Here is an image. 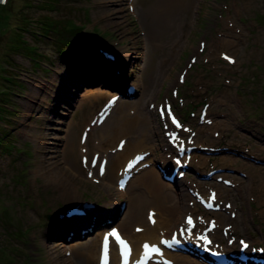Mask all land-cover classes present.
<instances>
[{
    "label": "rangeland",
    "instance_id": "obj_1",
    "mask_svg": "<svg viewBox=\"0 0 264 264\" xmlns=\"http://www.w3.org/2000/svg\"><path fill=\"white\" fill-rule=\"evenodd\" d=\"M156 1L8 0L0 5V91L8 89L10 98V110L0 111V125L10 131L8 139H13L15 147L11 154L0 152V248L4 252L0 251V264H83L76 263L78 254H69L79 249L77 245L98 241L107 222L91 230L89 218L71 219V224L78 226L66 228L64 236L70 238L74 231H82L84 236L72 238L70 244L55 242L50 230L56 214L78 199L92 198L97 206L94 212L117 205L113 220L128 221L126 215L139 189L132 186L122 196L114 185L92 181L79 161L81 144L75 151L65 148L72 138L78 142L93 110L107 96L120 90L125 93L130 84L137 87L135 96L123 98L104 125L91 130L89 151L104 147L111 153L121 136L128 144L134 133L119 132L102 146L96 143V136L106 131L111 119L129 111L134 117L140 109L138 116L144 113L156 127L154 137L137 151L148 150L151 162L148 147L154 146L152 158L169 163L168 169L174 164L171 148L150 103L178 88L180 97L173 96L175 105L197 131L194 163L189 164L190 177L180 178L178 186L165 181L164 174L149 173L155 185L163 192L184 186L186 204L194 207L187 190V185L193 184L190 179L201 184L194 171L201 175L216 164L227 169L235 166L246 175L234 172L236 186L219 183L220 198L232 205L213 214L221 224L231 221L234 230L254 243L263 242L264 163L255 161L264 159V0H192L183 12L174 9L176 14L163 26H151L149 13L152 7L158 10ZM200 40L206 41L202 52ZM104 48L114 54V62L105 59ZM221 51L235 55L236 62H225ZM87 54L97 56L100 62H89L80 69L81 58ZM192 54L197 61L187 71V79L180 81L177 75L188 66ZM155 69L163 72L158 78ZM95 90L103 96L92 104ZM204 102L209 103L208 115L215 125L200 123L197 114H191ZM120 164L115 171L110 167V172L115 174ZM50 165H55L53 172L47 171ZM67 173L78 186L76 191L57 187ZM122 202L125 207L120 210ZM231 208L237 213L234 218L229 214ZM195 212L201 210L197 207ZM93 261L87 264H95Z\"/></svg>",
    "mask_w": 264,
    "mask_h": 264
},
{
    "label": "bare ground",
    "instance_id": "obj_2",
    "mask_svg": "<svg viewBox=\"0 0 264 264\" xmlns=\"http://www.w3.org/2000/svg\"><path fill=\"white\" fill-rule=\"evenodd\" d=\"M188 1H192V0H157L156 3L158 4L156 5H158V10L155 11L154 7L150 8V13H149L150 25L153 26L154 24H157L159 26H163L165 23H167L168 19L172 18L173 13L176 14V11L174 9L179 10L180 12H183L187 8L186 4ZM115 44H118V43H115ZM84 56H82L81 58L80 69L83 66H88L89 62H92L94 64H96L97 61L100 62L97 56L96 57L93 55L89 56V54L84 55ZM90 58H93V60H91ZM153 72H155V78L160 77L163 73L162 71L160 70L157 71L156 69ZM116 93L118 92L116 91ZM102 96L103 94L101 95V91L95 90L92 93V97H91V99H93L92 104L99 102ZM133 96H135V93L132 95V97ZM91 99H89V101ZM121 101H122V98L119 99L118 104L116 106H118L121 103ZM142 104H143V101L139 103V108L141 107ZM134 106L137 107L136 102L134 103ZM114 110H116V107ZM139 111L140 109L137 110V112L134 114V117L131 115L132 111H129L128 113L126 112V114L118 117L117 119H111L110 125H108L107 128L105 127L106 131H104L103 134H98V137L101 139V142H102L101 146H102L103 143H107L108 141H110L115 136V134L119 132L134 133L131 136V141L128 144L126 143L122 151H117L115 153L108 155L109 157L108 169L100 181H102L103 184H106L107 187L114 185L118 193H120V195L122 196L127 195V193H129L132 186L135 189L136 188L139 189L138 195H136L135 198L133 199L135 204L131 206V209L128 211L126 215L128 221H126L125 224L123 222L119 223L121 224V228L124 231V233L132 239L134 246H135V251H138V252L142 248V245H141L142 241L156 240L159 237L161 231L172 230V228H174L176 224L181 220V217H183L186 211L193 210L191 207L187 206L186 204V197L188 193L184 192V190L178 189V187L177 188L175 187V189L170 188L169 189L170 191L168 192H163L159 186L155 185L154 176L149 174V173L151 174L153 173L154 175L156 174L159 175L160 172L155 167H149L147 168L148 170L139 171L138 174L134 176V180L132 183L130 184L128 183L124 190H118V187H117V179H118L117 169L118 168L116 169L115 174L111 173L115 171L114 168L116 164H120L124 162L125 159L129 155L137 151V148L140 145H145L148 142V140L154 137L153 129H155L156 123L153 121L152 122L149 121V119L147 120V118L144 117L145 116L144 113L138 116ZM95 112L96 111L93 110V114ZM212 124L215 125V120L213 121ZM89 132H88L89 136H87V139L85 140L84 144L81 146V154H82L83 147H86V149H88V146H90L91 132L90 133ZM79 137H80V133L78 136V142H75L77 138L75 139L72 138L68 140L65 149L69 148L70 150L75 151V148H76L77 150L78 143L80 142ZM102 149L103 151L108 152L107 149H104V147H102ZM148 149H152L155 151L154 146L148 147ZM257 162L258 161H256V163ZM56 165H59V164H56ZM50 166L51 167L48 168L47 171L50 172L51 170L53 172L54 170L53 167L55 165L54 166L50 165ZM110 167L113 169V171L111 172H110ZM80 170H82V172L84 171L82 168ZM53 179L54 181H56L57 177L54 178L53 176L52 180ZM57 187H60L61 189L65 188V189H70L71 191H74V190L76 191L78 186L76 185L74 179L70 178L69 174L67 173L66 178L65 176L60 177L59 183H57ZM148 189L149 190L151 189L150 194L145 195V191ZM78 200H81V199H78ZM113 208L115 210L118 208V206L114 205ZM146 208L147 209L155 208L157 210V220L153 225L148 223L147 218L144 219V210ZM108 209L112 210L111 207ZM232 210L233 208L231 209L230 214L232 213ZM147 211L148 210H146V214L148 213ZM63 218L64 220H59L58 223L56 222L54 223L53 226H55V230L52 231L53 226L52 228H50L51 233L55 239V242L59 243L61 240L62 244L64 243L70 244L69 242L71 241L72 238H75V237L82 238L84 236L81 234L80 231H74L70 238L64 236V233L66 232V228H68V230L69 228L72 229L73 227L76 226V224L75 225H73V223L71 224L70 222L71 219H68L66 217H63ZM135 224L142 225L143 226L142 230L135 232L133 229ZM56 229H57V232H56ZM98 243H99V248L97 252L96 250L98 247ZM91 245H94L93 250L91 248ZM83 246L82 244L77 245V248L79 249H76V251L74 250L71 251L69 255H72L74 253L79 255V259H77L76 263L87 264L93 260L97 263L99 260V249H100L99 240L90 242L88 245L83 244ZM171 256L175 260L174 264H203L202 262H200L198 258H196L195 256L191 254H187L183 252H174V253H171ZM208 258L211 261L213 260V257L210 255ZM113 260L114 261L118 260L116 255H114Z\"/></svg>",
    "mask_w": 264,
    "mask_h": 264
},
{
    "label": "trees",
    "instance_id": "obj_3",
    "mask_svg": "<svg viewBox=\"0 0 264 264\" xmlns=\"http://www.w3.org/2000/svg\"><path fill=\"white\" fill-rule=\"evenodd\" d=\"M74 41V40H73ZM72 44V43H70ZM69 44V45H70ZM75 78V77H74ZM9 79V78H7ZM78 79V78H77ZM10 82L13 81L12 79H9ZM8 80V81H9ZM14 82V81H13ZM16 84H20L18 82H15ZM9 86V85H8ZM9 90L4 89L3 91H0V111H8L10 110L8 108V103H9ZM1 115H0V121H1ZM3 122V121H2ZM10 137V131L7 128H4L2 125H0V152H2L3 154H11L14 147V141L12 139V141H10L8 138ZM1 253H4L1 248H0ZM5 255V254H3Z\"/></svg>",
    "mask_w": 264,
    "mask_h": 264
},
{
    "label": "snow or ice",
    "instance_id": "obj_4",
    "mask_svg": "<svg viewBox=\"0 0 264 264\" xmlns=\"http://www.w3.org/2000/svg\"><path fill=\"white\" fill-rule=\"evenodd\" d=\"M93 163H95V161H93ZM102 173H103V168L101 167V174H102ZM214 198H215V195L213 194L212 199H214ZM209 206H211V205H209ZM192 223H193V221H192L191 217H189L188 220H187V224H188V225H192ZM112 235L116 237V239L120 242V244L126 246V242L123 241V240L118 236V234H116L115 232H113ZM173 239H175V238H173ZM162 243H167V241H162ZM107 244H108V237L105 236V238H104V264H107ZM241 244H242L244 247H247V245L244 244L243 241H241ZM143 247H144V249H146V250H147L149 247H151L152 250H153L154 252H159V248H158V247H156V246H150V245L147 244V243H145V244L143 245ZM128 253H130V249H128ZM122 255L125 256L124 264H128V262H127V254L124 252V249H122ZM137 264H141V262L138 261Z\"/></svg>",
    "mask_w": 264,
    "mask_h": 264
},
{
    "label": "built area",
    "instance_id": "obj_5",
    "mask_svg": "<svg viewBox=\"0 0 264 264\" xmlns=\"http://www.w3.org/2000/svg\"><path fill=\"white\" fill-rule=\"evenodd\" d=\"M7 1H8V0H0V3H1L2 5H4V4H7Z\"/></svg>",
    "mask_w": 264,
    "mask_h": 264
},
{
    "label": "crops",
    "instance_id": "obj_6",
    "mask_svg": "<svg viewBox=\"0 0 264 264\" xmlns=\"http://www.w3.org/2000/svg\"><path fill=\"white\" fill-rule=\"evenodd\" d=\"M0 5H2V4H0Z\"/></svg>",
    "mask_w": 264,
    "mask_h": 264
}]
</instances>
